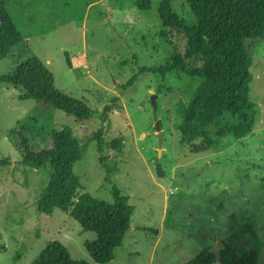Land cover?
<instances>
[{
	"label": "rangeland",
	"instance_id": "1",
	"mask_svg": "<svg viewBox=\"0 0 264 264\" xmlns=\"http://www.w3.org/2000/svg\"><path fill=\"white\" fill-rule=\"evenodd\" d=\"M137 1L10 0L6 6L24 41L0 61V76L38 58L53 74L56 90L82 100L97 116L79 121L21 100L22 90L0 84V160L8 162L0 165V264H31L53 241L67 248L72 261L96 264L84 248L94 234L60 210L50 216L38 212L52 166L22 162L15 134L21 124H29L33 152L51 148L41 136L50 129L65 131L81 148L73 168L78 196L111 203L115 186L127 197L133 207L130 230L107 264H186L204 250L248 248L254 237L241 233L248 224L260 245L258 264H264V40L246 41L252 59L249 99L256 110L252 133L240 140L211 135L214 145L193 154L175 128V109L198 80L179 71L164 79L150 72L166 66L175 52L184 55L185 37L161 28L163 0H148L149 10L139 9ZM170 4L187 27L195 25L184 0ZM106 106L111 110L103 115Z\"/></svg>",
	"mask_w": 264,
	"mask_h": 264
},
{
	"label": "trees",
	"instance_id": "2",
	"mask_svg": "<svg viewBox=\"0 0 264 264\" xmlns=\"http://www.w3.org/2000/svg\"><path fill=\"white\" fill-rule=\"evenodd\" d=\"M184 2L195 19L193 27H187L175 15L170 0H163L158 10L161 28L185 37L184 55L175 52L166 66L150 72L164 79L168 73L179 71L198 80L188 99L177 104L175 112L179 122L175 128L182 141L190 144L191 153L199 154L214 145L211 135L215 138L231 135L240 140L253 131L256 110L249 99L252 59L246 41L264 40V0ZM9 3L10 0H0V61L24 41L7 11ZM136 6L142 10L150 9L148 0L137 1ZM0 84L22 90L21 100L44 103L79 121L97 116L82 100L56 90L53 74L35 57L18 65L11 74L1 75ZM110 110L111 107L106 106L103 115ZM28 125H19L15 132L22 162L34 167L47 163L52 166V173L38 202V212L50 216L55 210H60L69 214L83 232L96 236L94 242L84 244L91 259L96 264L111 262L130 230L133 207L128 204L127 197L115 186L110 190L111 203L100 201L88 193L78 196L79 179L73 168L81 159V148L68 140L65 131L50 129L48 135L41 133V136L49 138L51 148L33 152L26 138V132L30 131ZM101 146L99 139L98 152H101ZM7 163V160H0V165ZM156 172L162 176L159 168ZM245 229L242 236L251 233L254 237L248 248L226 245L217 254L204 250L186 264H214L217 259L219 264H258L260 245L252 224ZM31 264L87 263L72 261L67 248L53 241Z\"/></svg>",
	"mask_w": 264,
	"mask_h": 264
},
{
	"label": "water",
	"instance_id": "3",
	"mask_svg": "<svg viewBox=\"0 0 264 264\" xmlns=\"http://www.w3.org/2000/svg\"><path fill=\"white\" fill-rule=\"evenodd\" d=\"M156 99H157V96L156 95H152L151 98H150V104H151V107H152V110H153V113L156 114V111H157V103H156ZM154 129L156 130L157 132V138H158V144L159 146H161L162 144V140H163V137H162V133L160 131V125H159V122H156L155 125H154Z\"/></svg>",
	"mask_w": 264,
	"mask_h": 264
}]
</instances>
